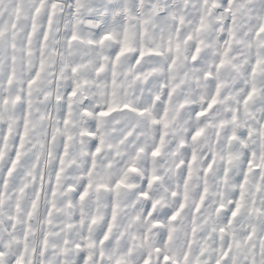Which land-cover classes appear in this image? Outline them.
Masks as SVG:
<instances>
[{
	"label": "snow or ice",
	"instance_id": "obj_1",
	"mask_svg": "<svg viewBox=\"0 0 264 264\" xmlns=\"http://www.w3.org/2000/svg\"><path fill=\"white\" fill-rule=\"evenodd\" d=\"M0 264H264V0H0Z\"/></svg>",
	"mask_w": 264,
	"mask_h": 264
}]
</instances>
